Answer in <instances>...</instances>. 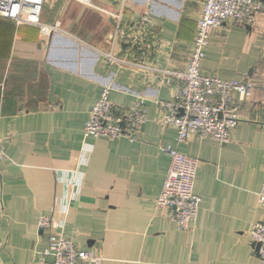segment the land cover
Wrapping results in <instances>:
<instances>
[{
	"label": "crops",
	"instance_id": "1",
	"mask_svg": "<svg viewBox=\"0 0 264 264\" xmlns=\"http://www.w3.org/2000/svg\"><path fill=\"white\" fill-rule=\"evenodd\" d=\"M204 2L47 0L43 25L0 17V264H36L48 246L40 217L54 212L64 235L98 252L102 264H264L250 235L264 222V14L251 27L216 28L205 48V75L257 85L251 98L237 95L241 120L226 144L196 136L179 142L174 127L157 121L156 101L172 99L173 88L105 64L100 52L127 47L112 44L116 16L131 23L149 12L170 46L169 54L153 51L150 62L185 71ZM107 84L116 104L130 106L138 95L145 101L147 120L134 142L84 136ZM162 147L199 160L194 189L201 203L188 230L155 208L170 165ZM76 169L83 182L71 194L62 177Z\"/></svg>",
	"mask_w": 264,
	"mask_h": 264
},
{
	"label": "built area",
	"instance_id": "2",
	"mask_svg": "<svg viewBox=\"0 0 264 264\" xmlns=\"http://www.w3.org/2000/svg\"><path fill=\"white\" fill-rule=\"evenodd\" d=\"M47 0H0V17L9 18L17 23L43 25L41 13ZM92 5L93 0H76ZM259 14H264V0H205L198 21L193 51L188 68L185 71L158 67L150 62L153 51L169 54V43L155 33V19L146 12L131 23L122 22L116 16L112 33V44L125 43L124 53L100 51L105 64L126 67L158 78L160 84H167L174 90L170 100H157L158 122L164 127L177 130V140L186 142L196 136L211 138L221 143L230 141L231 132L240 120L241 104L237 100L240 94L251 98L256 83L247 79L222 80L205 75L202 62L205 48L214 34V30L223 24L251 27ZM140 52V54H138ZM111 84L102 88L99 99L91 109L84 127V136L107 137L117 139L126 137L136 141L139 132L147 120L145 101L141 95L130 106H121L110 98ZM161 151L170 157V165L162 191L155 208L163 211L179 229L188 230L195 223L201 203V197L195 193V180L199 167L196 157L170 147ZM5 157L3 139L0 137V159ZM86 153H81V164ZM71 194H75L82 185L83 173L80 169L65 174ZM68 204L61 212L67 213ZM259 203L264 210V178L259 192ZM59 211V210H57ZM5 215L3 196L0 192V216ZM64 221L57 215H42L39 228L48 234V246L36 264H102L103 257L90 249H83L71 238L64 235ZM251 242L264 263V222H255L250 229ZM259 244V249L256 246Z\"/></svg>",
	"mask_w": 264,
	"mask_h": 264
},
{
	"label": "water",
	"instance_id": "3",
	"mask_svg": "<svg viewBox=\"0 0 264 264\" xmlns=\"http://www.w3.org/2000/svg\"><path fill=\"white\" fill-rule=\"evenodd\" d=\"M257 249H259V244L256 246Z\"/></svg>",
	"mask_w": 264,
	"mask_h": 264
},
{
	"label": "rangeland",
	"instance_id": "4",
	"mask_svg": "<svg viewBox=\"0 0 264 264\" xmlns=\"http://www.w3.org/2000/svg\"><path fill=\"white\" fill-rule=\"evenodd\" d=\"M114 1H116V0H114ZM94 2H95V0H94Z\"/></svg>",
	"mask_w": 264,
	"mask_h": 264
}]
</instances>
